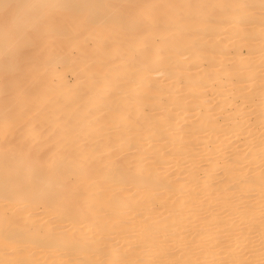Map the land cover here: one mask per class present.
Listing matches in <instances>:
<instances>
[{"label":"bare ground","instance_id":"bare-ground-1","mask_svg":"<svg viewBox=\"0 0 264 264\" xmlns=\"http://www.w3.org/2000/svg\"><path fill=\"white\" fill-rule=\"evenodd\" d=\"M263 29L264 0H0V264H264Z\"/></svg>","mask_w":264,"mask_h":264},{"label":"rangeland","instance_id":"rangeland-1","mask_svg":"<svg viewBox=\"0 0 264 264\" xmlns=\"http://www.w3.org/2000/svg\"><path fill=\"white\" fill-rule=\"evenodd\" d=\"M262 14H263V13H262ZM50 19H53V18L51 17ZM257 19H258V18H257ZM257 21L259 22V19H258ZM258 22H257V24H261V19H260V23H258ZM263 30H264V29H263ZM50 42L53 43L54 40H52V41H50ZM257 45H258V44H257ZM257 45L255 44V45H249V46H256V47H258L259 45H258V46H257ZM249 46H248V48H249ZM256 47H254V48H256ZM262 47H264V46H262ZM262 47L260 46L259 48H261V50H264V49H262ZM259 48H258V50H259ZM229 50H230V49H229ZM232 50H233V48L231 49V51H230L229 53H233V52H235V50H233V51H232ZM241 50H242V49H241ZM243 50H244V51H241V52H242L243 56L245 57V56H247L248 53H250L249 51L252 52L253 49H252V50L249 49V51H248L246 47H245V48L243 47ZM245 50H246V51H245ZM258 50H257V51H258ZM254 52H255V50H254ZM225 54H226V53H225ZM227 54H228V53H227ZM219 55H220V57H221V56H226V55H224V54H215L214 56L211 55L212 57H210V59H209L208 61H205V62H203L202 64H201V61H200V59H199V60L196 61L195 64L189 66V68L191 67V69L188 68V71H189V72L187 71L188 73H187L186 71H184V70H183V72H184V73H187V74H189V73H196V69H197V67L199 66V64H200V66L205 64V65H204L205 68H208V69L210 68L212 71H213V69H215V70H214L215 73H213V74H218V73H220L221 71H223V69H224V68H222V69H221V68H220V69L218 68V67H222V66H223V64H222V65L220 64V59H221V58L219 57ZM218 57H219V62H217V63H213V61H211V58H212V60H218ZM227 57H228V56H227ZM227 57H226V58H225V57H222V58H225L224 60H227ZM231 57H232V56H229L228 58H231ZM224 60L222 59V61H224ZM222 61H221V62H222ZM211 62H212V63H211ZM210 63H211V64H210ZM218 63H219V64H218ZM206 64L208 65L207 67H206ZM220 65H221V66H220ZM195 66H196V69H193V68H195ZM200 66H199V67H200ZM223 67H224V66H223ZM59 68H62V66H60ZM212 68H213V69H212ZM192 69H193V70H192ZM218 69H219V70H218ZM191 70H192V71H191ZM214 71H213V72H214ZM183 72L179 71V74L182 73V74H180V75H187V74H184ZM67 76H68V79H67V80L70 81V82H72L73 79H74V77H75V76H73V74H72V75L69 74V75H67ZM55 79H57V77H56ZM163 80H165L164 77H162L161 81H163ZM178 81L180 82V79H178ZM164 82L167 83V81H163L162 83H164ZM167 84H168V83H167ZM183 84H184V82H182V83L180 84V85H181V86H180L181 88L179 87L176 91L183 89L184 86H185V84H184V85H183ZM221 84H222V83H220L219 86H220ZM164 85H166V84H164ZM222 86H223V85H222ZM182 87H183V88H182ZM221 91H222V90H221ZM219 92H220V91H218V90H216V92L214 91V96H213V93H212V95H211V93L208 92V95H206V97H204V99H205L204 101L200 100L201 98H199L198 102L196 103V107L198 108V106L201 105V104H200V101H202L201 103L212 102V101H214L213 103L216 104V98H217L218 94H220ZM215 94H216V96H215ZM181 95L184 96L183 94H181ZM191 97H192V96H191ZM191 97H189V98L191 99ZM184 98H185V97H184ZM187 98H188V97H186V99H187ZM194 98H195V95H194L193 98H192L193 103L196 102V101L194 100ZM206 98H207V99H206ZM190 99H189V102H192V100L190 101ZM195 99L197 100V98H195ZM202 99H203V98H202ZM212 99H215V100H212ZM208 100H209V101H208ZM235 103H236V105H239V104H240V102L237 103L236 101H235ZM235 103H233V105H234ZM198 104H199V105H198ZM194 105H195V103H194ZM213 105H214V104H213ZM233 105L228 106V109H227V110H228V113L225 114L226 117H230L229 115H232V114H231V113L233 112L232 109H233V107L235 108V106H236V105H235V106H233ZM231 106H233V107L231 108ZM213 107H215V106H213ZM213 107H212V108H213ZM212 108H210V109H212ZM217 108H220V106H219V107L217 106L216 108H213V112H214L215 115H218V116H217L218 119L220 120V119H222V118H226L225 115H222L223 117L220 115V114H222V112H223L224 110H222V111L219 112V109H217ZM214 109L217 110L218 112H217V111L215 112ZM220 109H221V108H220ZM229 110H231V111H229ZM146 111L150 113V112L155 111V109L148 108ZM246 111H248V113L246 112V114L248 115L250 112H249V110H246ZM229 112H230V113H229ZM216 113H217V114H216ZM243 113H244V114H243ZM243 113H242L243 116H245V115H246L245 112H243ZM153 114H155V115L159 114V115H160V114H162V112H161V113H160V112H157V113L154 112ZM228 114H229V115H228ZM250 114H251V113H250ZM219 115H220L222 118H219V117H220ZM255 115H256V114H255ZM143 116H144V115H143ZM241 116H242V115H241ZM237 117L240 118V116H237ZM254 117H255L254 115H253V117H251L252 120H251V118H250V120H251L252 122H253V118H254ZM176 118H178V117H176ZM176 120H177V119H176ZM176 120H175V121H176ZM131 123H132V120L127 121V124H131ZM229 126H230V125H229ZM227 128H228V126H227V127L225 126V129H227ZM242 139H243V138H240V139H239V140H241V144H243V143H242ZM231 143H233V142H231ZM235 144H236V145H237V144L240 145V143H234V145L231 144V148H233V147L235 146ZM239 145L236 146V148L238 147L237 149L234 147L233 149L228 150L229 152L227 151L228 154L225 153V154H223V155H225V156H227V157H231V154H233V153L235 152V151H233V150H239V149L241 148L242 145H240V146H239ZM152 146H154V145H152ZM152 146H149L147 149L149 150ZM202 147H204V146L202 145ZM20 148H22V147H20ZM20 148H18V149H20ZM152 148H153V147H152ZM22 149H25V146H24V148H22ZM240 150H241V149H240ZM231 151H232V153H231ZM213 153H214V152H213ZM211 154H212V151H211ZM207 155H208V153H206V156H207ZM209 155H210V154H209ZM209 155H208L207 158H206L207 160H208V159H211V158H215V157H216V158H217V157H219V158H224V157H225V156L222 157V154H221L220 156H219V154H216V155H210V156H213V157H210ZM204 158H205V157H204ZM202 165H204V166H202ZM205 165H206V163H205V164H200L201 167H205ZM184 169H185V167H184ZM173 171H174V169H173ZM171 172H172V171H170V174L175 173L176 171H174V172H172V173H171ZM177 198H179V197L177 196ZM17 244H18V245H15L14 247H18L19 249H20V248H23V247H22V246H23L22 243L18 242ZM14 247H13L9 252H7L5 255H10V254H12V252H16V249H14Z\"/></svg>","mask_w":264,"mask_h":264}]
</instances>
